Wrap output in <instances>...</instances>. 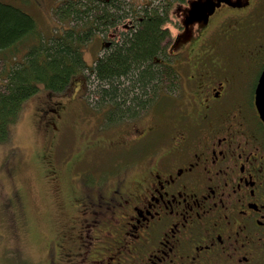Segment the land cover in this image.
I'll return each mask as SVG.
<instances>
[{
  "label": "flooded vegetation",
  "instance_id": "flooded-vegetation-1",
  "mask_svg": "<svg viewBox=\"0 0 264 264\" xmlns=\"http://www.w3.org/2000/svg\"><path fill=\"white\" fill-rule=\"evenodd\" d=\"M187 3L175 7L178 28L157 61L170 75L148 110L106 126L120 141H94L125 160L98 174L78 155L61 161L75 176L64 190L67 220L42 246L48 264H264L262 2L221 3L183 40ZM62 111L56 102L46 122L56 139Z\"/></svg>",
  "mask_w": 264,
  "mask_h": 264
},
{
  "label": "trees",
  "instance_id": "trees-1",
  "mask_svg": "<svg viewBox=\"0 0 264 264\" xmlns=\"http://www.w3.org/2000/svg\"><path fill=\"white\" fill-rule=\"evenodd\" d=\"M174 2L185 0H61L52 14L55 32L45 37L33 16L0 1V143L8 141L29 97L65 92L85 69L86 80L92 78L94 108L106 109L101 112L103 123L144 111L160 89L158 82L170 75L157 61ZM129 20L134 26L118 39L110 38L103 54L86 66L84 45Z\"/></svg>",
  "mask_w": 264,
  "mask_h": 264
},
{
  "label": "rangeland",
  "instance_id": "rangeland-1",
  "mask_svg": "<svg viewBox=\"0 0 264 264\" xmlns=\"http://www.w3.org/2000/svg\"><path fill=\"white\" fill-rule=\"evenodd\" d=\"M0 1L16 5L33 16L45 37L55 32L52 14L61 0ZM261 2L264 12V0ZM179 3L174 2L171 6L166 38L173 37L177 31L175 24L179 21L174 10ZM101 37L110 39L108 33L102 31L84 45L86 66L103 54L105 48ZM257 57L264 61V49ZM87 74L85 69L70 89L60 94L36 92L29 97L12 125L8 141L0 143V264H48L42 246L67 220L71 204L69 200L64 204V190L75 176L70 167L59 169L61 161L71 158V154L78 155L82 163L90 167V174H98L113 169L118 159L125 160L122 154L127 156L124 151L118 156V153L101 151L95 146L94 141L99 137L103 141L115 142L120 141L122 135L115 137L119 128H108L102 122L101 112L106 109L104 107L99 112L94 108V96L90 94L92 78L90 76L87 81ZM53 101L61 103L63 113L60 119L67 122L61 126L62 132L57 139L46 123L48 116L52 115L51 108L55 107L51 104Z\"/></svg>",
  "mask_w": 264,
  "mask_h": 264
},
{
  "label": "water",
  "instance_id": "water-1",
  "mask_svg": "<svg viewBox=\"0 0 264 264\" xmlns=\"http://www.w3.org/2000/svg\"><path fill=\"white\" fill-rule=\"evenodd\" d=\"M224 2L230 6H244L248 0H188V5L183 8L181 23L184 26L182 36L183 40L190 36L189 26L195 22L204 25L207 23L209 16ZM256 106L259 115L264 122V69L261 72L259 82L256 88Z\"/></svg>",
  "mask_w": 264,
  "mask_h": 264
}]
</instances>
